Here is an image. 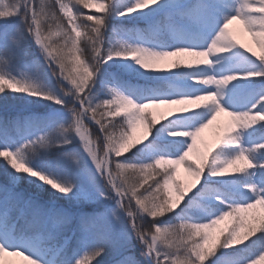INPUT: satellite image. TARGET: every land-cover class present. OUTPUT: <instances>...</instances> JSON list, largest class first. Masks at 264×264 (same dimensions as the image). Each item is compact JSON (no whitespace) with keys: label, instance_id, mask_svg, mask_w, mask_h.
<instances>
[{"label":"snow or ice","instance_id":"snow-or-ice-1","mask_svg":"<svg viewBox=\"0 0 264 264\" xmlns=\"http://www.w3.org/2000/svg\"><path fill=\"white\" fill-rule=\"evenodd\" d=\"M0 22V96L47 102L0 113V264L264 261V139L241 143L264 126V0H0ZM181 77L190 86L165 87ZM241 82L247 95L225 103ZM161 105L182 107L158 121L147 110ZM221 113L232 126L198 152ZM163 133L165 150L141 162L139 146ZM229 184L239 191L221 192Z\"/></svg>","mask_w":264,"mask_h":264},{"label":"rangeland","instance_id":"rangeland-1","mask_svg":"<svg viewBox=\"0 0 264 264\" xmlns=\"http://www.w3.org/2000/svg\"><path fill=\"white\" fill-rule=\"evenodd\" d=\"M65 3H69V0H64ZM69 6H71V4H69ZM82 11H84L86 14H92L95 13L96 11V5L95 3H92L90 5L89 8L84 9L83 6H81ZM123 19V18H121ZM2 23V22H0ZM113 23H116V21H113ZM138 26V25H137ZM230 29L233 31V33L236 35L237 39L240 41V43H243L242 37L245 36L246 38H251V36L248 35L247 32H245L243 30V27L238 23V22H234L232 25H230ZM53 32L56 31L55 28H53L52 30ZM241 34H244L241 36ZM252 39V38H251ZM52 41L59 45L62 44V40L60 39V37L53 35L52 36ZM253 42V41H252ZM254 46L258 47L256 44H254ZM259 48V47H258ZM260 49V48H259ZM111 63V62H110ZM162 66H166L161 64ZM117 66L114 65L113 68H116ZM125 73L126 71H123V69L120 70V72ZM126 73H131V72H126ZM139 79L143 80L141 77H139ZM152 83H155L157 81H151ZM172 84L167 85V83L165 84V87L167 86H171V87H179V85H185V86H190L191 82L188 81L186 78H179L178 80L172 81L170 82ZM246 87L244 86V84L241 83H233L230 84L228 86V93L229 95H226L224 97V102L228 103L230 100H240L241 98H243L244 96L247 95L248 89H245ZM11 97H17V99H19V102L21 103V106H24L25 108L29 109H39V108H43L46 109L47 108V102L46 101H36L34 99H21L19 97V94H12L9 93ZM0 98H2V96H0ZM15 99V98H13ZM21 100V101H20ZM19 103V104H20ZM182 107V105H172V106H158V107H154L153 109L149 108L147 111L150 112L151 114L155 115L157 120H160L161 116H166L168 114L169 111H175L176 109ZM188 107H192L191 105H189ZM174 115H179V116H185V115H189V114H184V113H177ZM208 113L206 110H199L198 114L196 115V117L190 121L187 122V126L190 128L193 125H198L199 121L204 120L207 117ZM163 123V122H161ZM224 126H232L231 125V118L226 116L225 114L221 113L218 117L217 120L213 123V125L209 126V128L205 129L200 136L197 138V145L196 147L199 149V152H203L207 149V143L205 142L204 138L205 136H207V134L209 132H214L216 130H218L219 134H216L217 138H219L220 133L222 132V129ZM255 129H259V131L255 130ZM264 132V126L261 125H257L255 126L253 129H249L246 132L242 133V141L241 143L244 144L245 146H248L252 143H258L260 142V140L264 139V137H258L259 139L256 140V135L257 133H261ZM161 136H168L167 133H163V134H157V136L153 139V140H158L159 137ZM183 139V138H182ZM150 140V139H149ZM149 140L145 141L144 143H142L139 146V150L136 152V155L139 156L140 161L141 162H150L151 159L158 154V151L155 152L153 150V146L151 145V143L149 142ZM180 148H183V145H178ZM181 150H179L180 152ZM133 153H129V156H132ZM182 168V167H181ZM179 168V170L181 169ZM260 177L259 173H257L255 176H253V182H257L258 178ZM183 179H187V174L185 173V176ZM260 183V182H259ZM257 213H259V207L255 210ZM164 220L166 222H173V223H179V221H173L170 217H164ZM224 223H227V221H225ZM224 223H222L219 227H223ZM4 259L8 262V264H24L23 258L22 257H18V256H5ZM259 264H264V261L259 262Z\"/></svg>","mask_w":264,"mask_h":264},{"label":"trees","instance_id":"trees-1","mask_svg":"<svg viewBox=\"0 0 264 264\" xmlns=\"http://www.w3.org/2000/svg\"><path fill=\"white\" fill-rule=\"evenodd\" d=\"M140 25H138L139 27ZM244 35V34H241V36ZM242 40H243V44H245V46L247 47H250L253 49V51H255L257 53V55H259L261 53V50L254 46V43L252 42V39L251 38H246L245 36L242 37ZM163 64V63H162ZM165 65V64H163ZM164 67V66H162ZM45 71H47V69H45ZM120 75H121V78L123 80H126L128 81L129 83L133 84V85H139V86H144L145 84H148L149 86L151 85H154V84H157V83H161L159 81L155 82V83H152V82H146L145 80H141L139 79L138 76H136L134 73H123L122 71L120 72ZM247 89V88H245ZM15 98V99H13ZM21 101V100H20ZM19 99H17V97H11L10 94L8 95V98L5 100L3 97L0 98V113H2L3 111H18V110H22V109H25V110H30V111H35V112H43L45 109L43 108H39V109H27L25 108L24 106H21V103L19 104ZM151 109H153L154 107H150ZM216 134H219L218 133V130L216 131H212V132H209L207 134V136H205L204 140L205 142L207 143V149L208 148H211L218 140ZM258 137H264L261 135V133H257L256 135V140H258L259 138ZM149 142L151 143V145L153 146V150L155 152L158 151V154L161 153L162 151H164L165 149L162 148V144L166 141V139H170V137L168 136H161L158 138V140H153L151 137L149 138ZM182 148H180L178 145L175 146L174 149H172L171 151H174V152H179V150H181ZM197 151L199 152V149L197 148ZM221 151H224L225 154H227L228 152H230L231 150H225V149H222ZM197 158V152H194L192 154H190V157L189 159H196ZM2 159V158H0ZM0 168H2V165H0ZM260 175V174H259ZM185 176V172L183 170V168H181L179 170V178L180 179H183ZM2 179V178H0ZM222 179H225V180H232L233 178H222ZM262 180H264V178H262L261 176L258 178V181L256 183H259L261 182ZM218 186V185H217ZM27 187V182H22L21 185L18 187V190H22L23 188H26ZM236 191H239V188H238V185H232V184H229V185H225L223 188H221V192H228L229 194L231 192H236ZM164 219V218H162ZM5 261V264H8V262L4 259ZM99 264H111V261L109 259V257H102L99 261Z\"/></svg>","mask_w":264,"mask_h":264}]
</instances>
